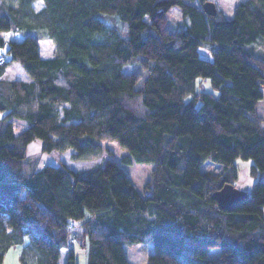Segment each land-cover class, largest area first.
Segmentation results:
<instances>
[{"label": "trees", "instance_id": "trees-1", "mask_svg": "<svg viewBox=\"0 0 264 264\" xmlns=\"http://www.w3.org/2000/svg\"><path fill=\"white\" fill-rule=\"evenodd\" d=\"M34 1L0 0V264L17 245L20 264H58L63 248L64 264H77L78 240L85 264H132L125 246L143 242L153 247L146 264H264V0L239 1L231 16L213 0L214 15L206 0ZM172 7L183 18L175 30ZM44 39L50 57L39 53ZM204 40L215 43L211 60L198 54ZM12 62L28 81L2 77ZM130 63L146 69L140 88V74L122 70ZM198 77L217 94L197 92ZM17 119L27 123L19 132ZM107 139L126 160L152 164L144 194L110 158L83 170L27 159L39 140L43 152L92 160ZM236 158L252 161L255 181L224 209L212 194L235 185ZM205 161L220 169L203 170ZM212 248L219 255L206 258Z\"/></svg>", "mask_w": 264, "mask_h": 264}, {"label": "rangeland", "instance_id": "rangeland-1", "mask_svg": "<svg viewBox=\"0 0 264 264\" xmlns=\"http://www.w3.org/2000/svg\"><path fill=\"white\" fill-rule=\"evenodd\" d=\"M211 1V0H210ZM217 3V6L226 12H231L234 8V4H237L239 1L242 0H213ZM212 1V2H213ZM33 6L35 9H39L43 6L42 0H35L33 2ZM228 13V14H229ZM106 24L115 26L117 29H121V22L119 18H115L113 16H101ZM167 27L170 30H175L179 26L183 25V18L181 15V12L179 8L172 7L167 11ZM52 41L49 39L48 41H41V49L43 53H50L51 48L53 47L51 45ZM215 46V43L209 40H204L200 45H198L197 50L200 57L211 60L212 54H211V48ZM124 72H137L140 74L137 82L136 87L140 88L142 86V76L145 74L146 69L142 68L137 63H130L125 64L122 68ZM20 73H23V77H27V75L21 70L20 65L17 62H12L10 68H8V72L6 77L7 78H16L21 79L22 76ZM195 90L197 92L199 91H211L217 94V91L212 87V84L208 78H201L198 77L195 80ZM187 99L189 98L186 97ZM16 122L13 126V129L15 132H19L22 129H24L27 126V123L21 119L15 120ZM38 141L39 140H35ZM35 141L31 142L28 146V154L27 159L33 163L34 168H40L46 164H55L57 165L60 162H64L67 164V166H70L71 168H81L83 166L87 165H94L96 163L102 162L107 158H110L117 162L119 166H121L129 179L131 180L134 187L138 190L140 194H144V185L150 178L151 174V168L152 164L147 162H137L131 159V161L126 160V156L129 155V152L121 147L116 139H107L102 142L103 146V153L92 160H73L71 159L70 154L72 153V150H68L65 152H58L53 151L52 154L50 152H43L40 151H34L35 147ZM218 165L215 163H212L210 161H205L201 168L203 170H213V168ZM148 245L145 242L136 244L133 246H125L126 253L128 254L130 261L134 264H143L147 263V256L149 252ZM74 251H75V260L77 264H85L86 258H87V250L85 246H82L80 244V240H78L74 244ZM65 255V252L63 251L62 257ZM219 255V248H212L210 249L207 254L206 258H216ZM62 257L58 261V264H63ZM188 264H203L202 258H195L192 260L187 261Z\"/></svg>", "mask_w": 264, "mask_h": 264}, {"label": "crops", "instance_id": "crops-1", "mask_svg": "<svg viewBox=\"0 0 264 264\" xmlns=\"http://www.w3.org/2000/svg\"><path fill=\"white\" fill-rule=\"evenodd\" d=\"M235 5L236 4H234V6ZM223 12H224V14L226 16H231V14H232L231 12L230 13L226 12V11H223ZM46 40L48 41L49 39H44V41H46ZM41 41H43V40H39V53H40V55L42 57H50L52 55L53 47L51 48V52L50 53H43V51L41 49V47H42ZM51 45L53 46L52 43H51ZM258 53L262 57H264V43L263 42H260V44L258 45ZM10 66H11V63L7 66V68H6V70H5V72H4L2 77L4 79H7V80H15L16 78H7L6 77L7 72H8V68H10ZM18 73L21 74L22 78L21 79H17V80H23V81H28L29 80L28 76L25 78L22 75L23 73H20V72H18ZM4 114H5L4 112L0 111V117L4 116ZM256 115L260 119L261 125L264 127V91H263L262 98L258 101V103L256 105ZM35 142L36 143H35L34 151L42 150L40 141L39 142L35 141ZM27 154H28V148H27ZM50 154H52V152H50ZM251 162H252L251 160H244V159H241V158H236L234 160V165H235V168H236V171H237V177L234 180V184H235L236 187L246 191L248 194L251 193L252 186H253V183L255 181L254 178L249 175V167H250ZM91 166H93V165H87V166H83L81 168L78 167V168H74V169L75 170H83V169H86V168L91 167ZM219 169H220L219 165H216L213 168V170H215V171H218ZM260 177H261V179L264 180V170L261 173ZM68 231H69V236L70 237H72V236L73 237H78L79 234H80V228L78 226H71V227L68 228ZM21 248H22V245H17V246L10 247L6 251V253L4 255L2 264H20L19 255H20ZM73 248H74V246H73ZM148 248H149L148 254H150L153 251V247H152V245H148ZM63 251L65 252V255L62 257ZM67 253H68V251H67L66 248L61 249L60 258L62 257L63 264L65 263V261L67 259ZM60 258H59V260H60ZM127 258L130 261V258L128 256V254H127ZM132 264H134V263H132ZM141 264H143V262H141Z\"/></svg>", "mask_w": 264, "mask_h": 264}, {"label": "water", "instance_id": "water-1", "mask_svg": "<svg viewBox=\"0 0 264 264\" xmlns=\"http://www.w3.org/2000/svg\"><path fill=\"white\" fill-rule=\"evenodd\" d=\"M202 8L208 15H214L216 13V5L210 0H206L202 4ZM248 195L249 194L246 191L228 183L221 189L215 191L212 194V197L221 208L228 209L240 203L243 199L248 197Z\"/></svg>", "mask_w": 264, "mask_h": 264}, {"label": "built area", "instance_id": "built-area-1", "mask_svg": "<svg viewBox=\"0 0 264 264\" xmlns=\"http://www.w3.org/2000/svg\"><path fill=\"white\" fill-rule=\"evenodd\" d=\"M4 61V59L2 57H0V64H2Z\"/></svg>", "mask_w": 264, "mask_h": 264}]
</instances>
